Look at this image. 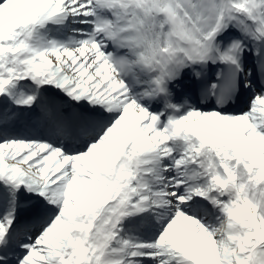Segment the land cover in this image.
<instances>
[{"label": "snow or ice", "instance_id": "6c2138e0", "mask_svg": "<svg viewBox=\"0 0 264 264\" xmlns=\"http://www.w3.org/2000/svg\"><path fill=\"white\" fill-rule=\"evenodd\" d=\"M0 264H264V0H0Z\"/></svg>", "mask_w": 264, "mask_h": 264}]
</instances>
